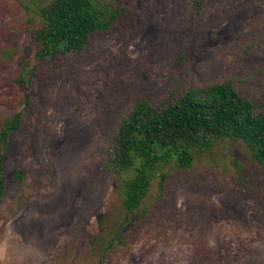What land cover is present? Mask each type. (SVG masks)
Here are the masks:
<instances>
[{"label": "rangeland", "instance_id": "1", "mask_svg": "<svg viewBox=\"0 0 264 264\" xmlns=\"http://www.w3.org/2000/svg\"><path fill=\"white\" fill-rule=\"evenodd\" d=\"M44 3L0 0V126L22 113L5 161L0 264H264V167L243 141L168 166L129 223L106 170L141 100L166 106L230 83L264 106V0H94L112 25L50 60L31 36Z\"/></svg>", "mask_w": 264, "mask_h": 264}, {"label": "trees", "instance_id": "2", "mask_svg": "<svg viewBox=\"0 0 264 264\" xmlns=\"http://www.w3.org/2000/svg\"><path fill=\"white\" fill-rule=\"evenodd\" d=\"M93 1L45 0L37 7L40 24L31 36L38 46V58L50 60L81 52L93 33L112 25L114 13L107 16L94 8ZM21 124L22 113L17 112L0 126V199L6 192L5 161L11 139ZM226 140L243 141L264 167V106L257 111L230 83L191 88L166 106L139 101L120 126L106 164V170L118 178L126 221L142 207L154 181L165 179L168 166L191 168L196 155ZM12 180L23 182L25 172L17 169ZM126 221L108 250L115 241L121 242Z\"/></svg>", "mask_w": 264, "mask_h": 264}]
</instances>
